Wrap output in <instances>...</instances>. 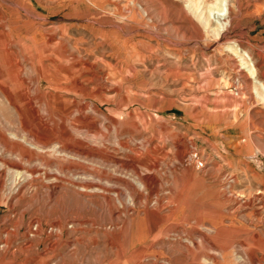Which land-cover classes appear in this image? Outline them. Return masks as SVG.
Here are the masks:
<instances>
[{
    "label": "rangeland",
    "instance_id": "1",
    "mask_svg": "<svg viewBox=\"0 0 264 264\" xmlns=\"http://www.w3.org/2000/svg\"><path fill=\"white\" fill-rule=\"evenodd\" d=\"M217 3L0 0V264H264V0Z\"/></svg>",
    "mask_w": 264,
    "mask_h": 264
},
{
    "label": "bare ground",
    "instance_id": "2",
    "mask_svg": "<svg viewBox=\"0 0 264 264\" xmlns=\"http://www.w3.org/2000/svg\"><path fill=\"white\" fill-rule=\"evenodd\" d=\"M224 0H218V3L216 4V5H210L209 7H208V10H210V12L211 13H208L207 14V16H205V17H203L202 18V20H203V22L204 23H207V22H209L210 21V19H212V20H214L215 22H216V28H215V32H216V34H220L222 31H224V29H225V25H226V20H224L225 19V13H224V7H223V2ZM220 20H224L223 22H221ZM38 34V33H37ZM238 54H239V57H240V61H241V65L243 66V67H245V68H247L248 69V71L252 74V76H254V78H255V73H254V69L252 68V62H250V60L248 59V57H247V53L245 52V51H242V50H239V52H238ZM4 89V91L6 92L7 90H6V87L5 88H3ZM10 94V93H9ZM8 93H7V96H8V98L11 100V101H13L14 99H13V97H12V95H9ZM15 98V97H14ZM41 138L40 137H38V140H40ZM44 145V144H43ZM34 147H36V149H39V150H42L43 148L40 146V147H38V146H36V145H34ZM1 171V170H0ZM23 172V171H22ZM11 175V174H10ZM14 178H15V176H13ZM20 177V176H19ZM16 179V178H15ZM17 180H18V178H17ZM12 181H15V180H12ZM16 182V181H15ZM53 188V187H52ZM243 195V194H242ZM251 196H253V193H252V195ZM261 197V196H260ZM256 198V197H255ZM248 200V199H247ZM249 201V200H248ZM131 236H132V234H131ZM222 249H224V248H222ZM254 254V253H253ZM253 254L251 253L250 254V257L252 258L253 257ZM140 256V255H139ZM119 257V256H118ZM121 257V256H120ZM141 257V256H140ZM134 259V258H133ZM136 259V258H135ZM197 259V258H196ZM122 261H124V260H122ZM136 262H137V260H136ZM120 263V262H119ZM118 263V264H119ZM122 263V262H121ZM126 263H127V261H126ZM211 263V262H210Z\"/></svg>",
    "mask_w": 264,
    "mask_h": 264
}]
</instances>
